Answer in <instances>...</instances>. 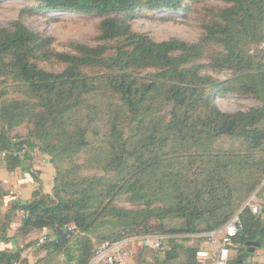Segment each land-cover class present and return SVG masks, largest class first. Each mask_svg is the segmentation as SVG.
Wrapping results in <instances>:
<instances>
[{
	"label": "trees",
	"instance_id": "16d2710c",
	"mask_svg": "<svg viewBox=\"0 0 264 264\" xmlns=\"http://www.w3.org/2000/svg\"><path fill=\"white\" fill-rule=\"evenodd\" d=\"M35 1L40 3L37 10L106 15L100 21V37H125L128 42L117 45L114 53L108 55L104 54L107 48L103 45L77 44L72 53L51 48L49 38L40 37L20 21L0 26V86L3 92L11 90L19 95L1 99L0 148L19 150L25 145L30 149L37 144L51 159L82 152L89 159L93 155L101 169L121 174L105 178L107 182L95 194L87 190L89 184L92 187L91 179H87L88 186L78 192L76 199H64L60 194L62 187L55 186L53 196H36L31 202L15 204L29 212L22 219L25 230L58 227L62 232L55 231V240L41 244H53L56 249L68 241L64 229L68 221L76 226L72 235L83 233L101 241L143 233L204 232L224 224L234 203L248 194L258 178L248 176L247 182L239 180L232 191L230 184L235 177H229L234 171L245 174L243 161L236 159L246 153L219 148L213 142L223 135L260 136L264 128L257 125L263 118L264 107L235 113L219 111L211 102L213 92L206 91L208 84L219 81L200 74L198 69L203 64L198 61L208 44L218 46L212 48L207 58L216 68L233 70L235 77L225 82L235 89L264 96V61L260 59L264 57V48H259L264 42V0H226L228 5L216 8L213 17L203 23L200 39L191 43L174 37L154 41L141 34H129L123 18L107 15L129 16L139 3L149 5V1ZM182 1L157 3L177 11ZM123 27L126 33L122 32ZM250 43L255 45V54L248 52ZM51 60L62 64V69L50 70L42 65ZM148 67L156 69V73L139 82L135 70ZM88 69H95L94 74ZM255 69L263 70L254 75ZM104 91L115 101L100 105L91 100L96 92ZM168 103L170 110L160 113ZM100 120L102 127H89L90 122ZM23 122L32 124L28 135L32 142L9 136L10 129ZM90 140L97 141V145L92 146ZM178 156L202 158L210 167L194 179L170 168L166 172L160 170L164 164L172 167ZM92 178L104 179L97 175ZM222 190L225 195L219 196ZM120 192L144 206L126 209L112 204V198L107 200ZM159 193L166 199H159ZM232 194L235 198L231 200ZM157 201L162 204L155 206ZM155 216L158 222L151 223ZM252 224L259 226L258 218L245 208L234 242L245 245L254 239L257 231L251 229ZM177 248L183 249L185 255V260L177 264H196V248L181 243L163 252L165 257L178 256ZM14 258V254L0 251V263L14 264ZM86 262L87 259H81V264Z\"/></svg>",
	"mask_w": 264,
	"mask_h": 264
},
{
	"label": "rangeland",
	"instance_id": "374dc122",
	"mask_svg": "<svg viewBox=\"0 0 264 264\" xmlns=\"http://www.w3.org/2000/svg\"><path fill=\"white\" fill-rule=\"evenodd\" d=\"M149 1L152 5H145L139 3L133 13L129 16L126 14H107L108 16H116L123 18L128 25L129 34L136 33L141 34L154 41H161L171 37L180 39L186 42H197L203 34V23L205 20H210L216 8H223L228 5L226 0H183L177 11L171 10L165 7H160L157 3L158 0H142ZM157 3V4H156ZM40 3L35 0H0V26L8 25L12 21H20L24 23L30 30L42 38H49V46L57 51L75 52V45L84 44L86 46H105L107 50L104 54H112L115 51L117 45H121L128 42L125 37L118 39H102L100 37V21L106 17V15L95 13H81L75 11H63V10H37ZM122 32H125V28H122ZM217 47L214 44H208L203 57L198 63L203 64L198 70L200 74H206L211 79L219 81L217 83L211 82L207 86V90L213 92L211 102L221 112L235 113L238 111H248L252 108H263L264 102L263 95L256 96L252 92L244 90H238L227 84L229 78L235 77L232 69L229 68H216L211 65L210 60L207 58L212 53V48ZM248 52L255 54V45L250 43L248 46ZM259 48H264V42L259 44ZM260 59L264 61V57ZM42 65L50 70H61L62 64L53 60L42 63ZM263 69H255V74ZM95 69H88L90 74H94ZM156 73L154 68H138L135 70L134 75L139 82L149 80L151 74ZM222 81V82H221ZM141 84V83H140ZM223 85V86H222ZM241 84H238L240 86ZM229 86V87H228ZM237 86V85H234ZM218 87H227V91H218ZM230 88V89H229ZM1 99L10 100L11 98H17L19 95H15L14 92L9 90L3 92L0 86ZM15 96V97H14ZM92 101H96L100 105L106 102H114L115 99L110 93L104 91L103 94L96 92L92 98ZM171 108V104L168 103L161 107L160 113H167ZM94 124V125H92ZM103 122L93 121L89 123V127L100 128L103 126ZM257 126L264 128V114L262 120ZM127 128V127H126ZM32 129V124L29 122H23L22 124L13 127L9 131V136L17 140H22L26 143V140H30L29 131ZM92 129V128H91ZM91 141V140H90ZM56 142V141H55ZM194 144V142H193ZM34 145V144H33ZM91 145H97V141L92 140ZM213 145L223 149L238 150L243 154L237 158L236 161H243L242 168L245 169V174L239 172H233L229 179L235 177L230 184L232 191L234 190L237 182H247L248 176L253 177L256 180L255 186L248 192V194L239 202L234 203V209L231 211L227 219L236 212H240V216L245 208H249V204L252 203L256 197L258 198L264 191V130L256 138L251 137H237L223 135L217 138ZM39 150L37 144L33 146ZM29 149V148H28ZM36 149L32 152L36 153ZM30 150V149H29ZM41 151V150H40ZM50 161L52 170V189L51 195L55 194V186L62 187L60 194L64 199L78 198V192L88 186L91 179L92 184H89L87 188L92 194L96 193L107 180L105 178H117L119 175L114 171H105L101 169L100 162L97 161L93 155L89 159L85 153H79L70 157L51 159L52 157L45 153ZM216 161V160H215ZM172 167L168 165H161L160 170L166 172L169 168L173 171H181L183 175L190 177L191 179L200 177L198 174L206 173L209 164L204 159H190L187 156H178L174 159ZM240 167V165L238 166ZM202 174V175H203ZM101 176L102 180H92L93 176ZM206 175V174H205ZM203 175V176H205ZM222 186V185H220ZM63 187L67 188L66 190ZM238 187L237 189H239ZM225 191H221L219 196H224ZM233 195V197H232ZM231 195V200L235 198V195ZM107 196V195H106ZM105 196V197H106ZM128 194L120 192L119 194H111L107 200L112 198V204L119 205L126 209L142 208L144 205L141 202H133L128 198ZM159 199L165 200V196L162 194L157 195ZM102 197V198H105ZM106 199V198H105ZM162 203L157 201L155 206ZM169 215V214H168ZM167 215V216H168ZM226 219V220H227ZM115 220V219H114ZM158 217H153L151 223L158 222ZM173 220H175L173 218ZM73 221L65 223L70 224ZM86 236V235H83ZM101 240H95V244ZM198 238L188 239L185 246L195 247L198 244L201 245ZM139 245V243H138ZM137 243L136 247H132L134 251V260L132 264H177L184 255L181 251L183 249L177 248L178 256L166 258L164 262L159 259L158 253H154L152 250L142 249ZM137 249V250H136ZM145 256L147 258H145ZM183 258V256H182Z\"/></svg>",
	"mask_w": 264,
	"mask_h": 264
},
{
	"label": "crops",
	"instance_id": "0c3cea01",
	"mask_svg": "<svg viewBox=\"0 0 264 264\" xmlns=\"http://www.w3.org/2000/svg\"><path fill=\"white\" fill-rule=\"evenodd\" d=\"M30 147L25 155L0 156V251L14 254V264H81L82 258L87 259L88 264L92 249L96 245L94 238L83 236V233H75L72 237H66L68 241L56 249H53V244L37 245L39 237L52 235L48 238L53 242L55 231L61 233L62 230L58 227L56 230L50 227H29L25 230L21 216L15 211V204L28 203L36 196L51 194V160L47 158L45 152ZM33 149H36V153L32 152ZM258 199L260 212L253 213L250 210V213L254 218H258L259 225L257 227L256 224L251 225V229L257 231L256 237L251 240H257L259 244L248 245L246 241L245 245H240L235 241V247L231 250L234 264H239L238 257L241 259L240 264H264V191ZM56 242L57 238L54 243ZM157 255L160 261L164 262L162 255L165 254L160 252ZM182 256L180 259L185 260V255ZM194 258L196 264L201 263L198 257ZM132 261L135 262L134 256L130 264Z\"/></svg>",
	"mask_w": 264,
	"mask_h": 264
},
{
	"label": "built area",
	"instance_id": "2783aa9c",
	"mask_svg": "<svg viewBox=\"0 0 264 264\" xmlns=\"http://www.w3.org/2000/svg\"><path fill=\"white\" fill-rule=\"evenodd\" d=\"M28 148L24 145L19 150H7L0 148V156L8 154L24 155ZM253 213L261 210L260 200L256 199L249 204ZM21 218H27V210L16 208L15 210ZM241 227L240 212L231 215L220 227L196 233H143L135 236H128L122 239L102 240L92 249L91 258L88 264H130L134 255L132 247L139 243L142 249L155 252H165L174 244H183L188 239L198 238L201 245L195 249V256L201 260L200 264H234L231 258V250L235 247L234 238ZM66 237H72L76 230L74 223L64 225ZM51 239L41 236L37 240V245L44 244Z\"/></svg>",
	"mask_w": 264,
	"mask_h": 264
},
{
	"label": "water",
	"instance_id": "95a60500",
	"mask_svg": "<svg viewBox=\"0 0 264 264\" xmlns=\"http://www.w3.org/2000/svg\"><path fill=\"white\" fill-rule=\"evenodd\" d=\"M248 245H253V246H257L258 244H259V242L257 241V240H250V241H247L246 242ZM252 250H253V248H252ZM252 250H249V252L250 251H252ZM240 261H241V259H240V257H238L237 258V262L240 264Z\"/></svg>",
	"mask_w": 264,
	"mask_h": 264
}]
</instances>
